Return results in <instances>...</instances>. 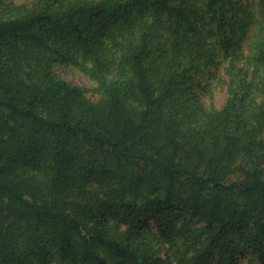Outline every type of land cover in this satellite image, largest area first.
Instances as JSON below:
<instances>
[{"label":"trees","instance_id":"obj_1","mask_svg":"<svg viewBox=\"0 0 264 264\" xmlns=\"http://www.w3.org/2000/svg\"><path fill=\"white\" fill-rule=\"evenodd\" d=\"M246 250L264 264V0H0V264Z\"/></svg>","mask_w":264,"mask_h":264},{"label":"rangeland","instance_id":"obj_2","mask_svg":"<svg viewBox=\"0 0 264 264\" xmlns=\"http://www.w3.org/2000/svg\"><path fill=\"white\" fill-rule=\"evenodd\" d=\"M55 69L59 73V75L64 79L84 87L86 90V96L89 99L91 100L98 99L99 95L95 91V86H96L95 83L92 82L90 79H88L82 72L74 68L72 65L57 63L55 64ZM223 98H224V89L222 88V86L218 85L212 93H210L205 97V100L207 104L212 103L218 107L222 103ZM243 256L245 260L247 258H254L255 262L257 264L259 263L257 256L251 250L244 251Z\"/></svg>","mask_w":264,"mask_h":264}]
</instances>
